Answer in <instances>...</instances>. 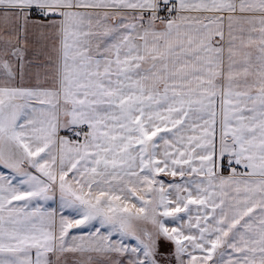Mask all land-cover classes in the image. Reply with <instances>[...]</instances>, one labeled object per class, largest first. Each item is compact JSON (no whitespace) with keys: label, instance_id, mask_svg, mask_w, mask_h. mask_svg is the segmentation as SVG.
<instances>
[{"label":"snow or ice","instance_id":"6c2138e0","mask_svg":"<svg viewBox=\"0 0 264 264\" xmlns=\"http://www.w3.org/2000/svg\"><path fill=\"white\" fill-rule=\"evenodd\" d=\"M0 264H264V0H0Z\"/></svg>","mask_w":264,"mask_h":264}]
</instances>
